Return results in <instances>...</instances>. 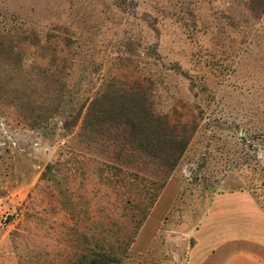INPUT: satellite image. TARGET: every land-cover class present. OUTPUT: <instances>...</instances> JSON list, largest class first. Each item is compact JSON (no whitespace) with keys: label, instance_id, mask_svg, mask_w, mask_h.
Wrapping results in <instances>:
<instances>
[{"label":"rangeland","instance_id":"obj_1","mask_svg":"<svg viewBox=\"0 0 264 264\" xmlns=\"http://www.w3.org/2000/svg\"><path fill=\"white\" fill-rule=\"evenodd\" d=\"M262 8L264 0H0V264H88L95 245L112 249V264H181L161 237L148 255L131 250L138 231L124 202L135 190L81 130L86 102L109 84L140 79L156 113L180 103L197 125L150 230L170 211L176 181L183 188L166 228L192 227L224 190L245 189L264 207ZM31 30L72 41L61 108L46 122L35 116L47 108L49 57L25 41Z\"/></svg>","mask_w":264,"mask_h":264},{"label":"trees","instance_id":"obj_2","mask_svg":"<svg viewBox=\"0 0 264 264\" xmlns=\"http://www.w3.org/2000/svg\"><path fill=\"white\" fill-rule=\"evenodd\" d=\"M261 13H264V8ZM25 41L29 46L38 48L43 56L49 57V71L46 75L43 73L47 85V108L45 113L40 112L41 116H35L39 122H46L50 114H58L59 107L61 108L59 101L67 86L65 79L68 77L64 73L67 55L63 52L69 50L72 41L48 33L42 41L32 30L26 33ZM128 83L124 86L109 84L96 92L89 104L88 101L85 104L88 109L81 130L96 154H107L110 164L119 165L117 172L122 177L120 183L123 187L135 190L127 193L128 198L124 204L128 206L129 225L139 231L187 150L192 137L188 135L195 131L197 125L192 114H182L185 108L180 103H176L168 114L156 113L143 81L136 79ZM82 94L86 95L85 92ZM89 95L87 94L88 99L91 97ZM80 117V112L73 117L70 115L68 118L73 120V124L72 121H64V129L74 128ZM138 183L147 191L143 193V199L149 201L147 206L139 203L138 199L142 196L136 190ZM6 194L0 188V198ZM137 213L141 214L140 217L134 215ZM111 250L105 249L103 245H95L90 252L88 264L115 263Z\"/></svg>","mask_w":264,"mask_h":264},{"label":"crops","instance_id":"obj_3","mask_svg":"<svg viewBox=\"0 0 264 264\" xmlns=\"http://www.w3.org/2000/svg\"><path fill=\"white\" fill-rule=\"evenodd\" d=\"M139 229L131 250L148 255L156 240L162 238L166 255L181 264H264V207L245 189L214 193L204 212L192 227L166 228V220L174 210L183 185L176 181L177 195L170 211L156 221L155 229L148 223L165 189ZM192 221V220H191Z\"/></svg>","mask_w":264,"mask_h":264}]
</instances>
